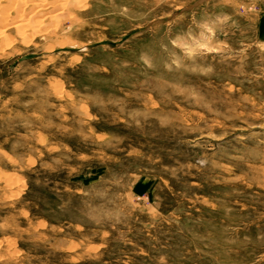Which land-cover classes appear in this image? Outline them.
<instances>
[{"label": "rangeland", "instance_id": "rangeland-1", "mask_svg": "<svg viewBox=\"0 0 264 264\" xmlns=\"http://www.w3.org/2000/svg\"><path fill=\"white\" fill-rule=\"evenodd\" d=\"M0 264H264V0H0Z\"/></svg>", "mask_w": 264, "mask_h": 264}]
</instances>
